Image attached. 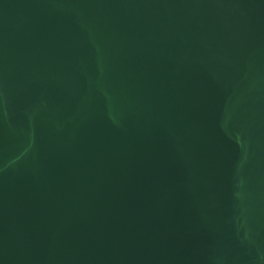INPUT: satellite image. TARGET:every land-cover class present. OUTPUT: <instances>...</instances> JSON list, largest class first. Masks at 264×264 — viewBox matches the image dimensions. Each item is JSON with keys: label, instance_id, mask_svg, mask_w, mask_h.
<instances>
[{"label": "water", "instance_id": "95a60500", "mask_svg": "<svg viewBox=\"0 0 264 264\" xmlns=\"http://www.w3.org/2000/svg\"><path fill=\"white\" fill-rule=\"evenodd\" d=\"M0 264H264V0H0Z\"/></svg>", "mask_w": 264, "mask_h": 264}]
</instances>
